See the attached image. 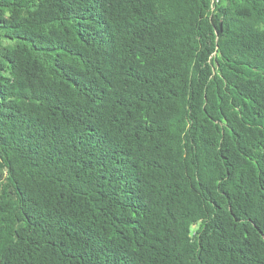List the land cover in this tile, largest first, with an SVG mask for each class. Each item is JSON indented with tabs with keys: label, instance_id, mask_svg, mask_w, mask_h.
<instances>
[{
	"label": "trees",
	"instance_id": "obj_1",
	"mask_svg": "<svg viewBox=\"0 0 264 264\" xmlns=\"http://www.w3.org/2000/svg\"><path fill=\"white\" fill-rule=\"evenodd\" d=\"M0 264H264V0H0Z\"/></svg>",
	"mask_w": 264,
	"mask_h": 264
}]
</instances>
